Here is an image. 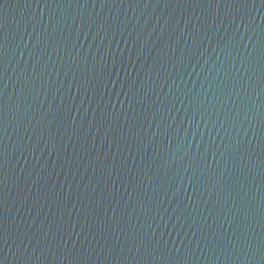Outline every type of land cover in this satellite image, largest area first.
<instances>
[{
  "label": "water",
  "instance_id": "water-1",
  "mask_svg": "<svg viewBox=\"0 0 264 264\" xmlns=\"http://www.w3.org/2000/svg\"><path fill=\"white\" fill-rule=\"evenodd\" d=\"M0 264H264V0H0Z\"/></svg>",
  "mask_w": 264,
  "mask_h": 264
}]
</instances>
